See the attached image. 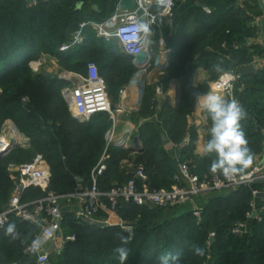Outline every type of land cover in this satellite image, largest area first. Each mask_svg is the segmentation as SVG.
<instances>
[{
	"label": "trees",
	"instance_id": "trees-1",
	"mask_svg": "<svg viewBox=\"0 0 264 264\" xmlns=\"http://www.w3.org/2000/svg\"><path fill=\"white\" fill-rule=\"evenodd\" d=\"M78 1L82 2L81 6ZM97 2L37 0L31 4V0H0V130L10 119L19 134L30 138L28 143L13 147L0 157V211L14 189L9 165L29 162L39 152L50 165L48 190L60 194L72 192L79 184H89L92 169L106 151L107 169L99 177L102 189L109 190L133 176L121 170L123 160L132 152L129 148L111 145L106 150L105 134L112 124L110 116L100 113L87 121L76 118L62 94L67 82L47 71L34 73L30 67V61L43 54L56 57L63 69L82 74H86L90 62H95L106 80L112 104L119 103L120 89L137 68L132 57L121 51L117 40L99 37L94 28L87 26L81 44L65 51L60 49L64 43L71 42L74 31L83 22L109 17L116 3L101 0L96 10L93 3ZM204 4L212 7L214 13H205ZM241 21L226 0H202L200 4L187 0L177 4L173 28H165L164 32L174 51L169 62L161 65V70L165 72L166 91L172 80L179 82V101L175 106L165 103L157 110L155 86L144 85L145 75L139 113L133 116L138 123L145 120L137 131L144 150L137 153L138 159L145 161L151 187L170 188L183 161H189L195 174H213L209 168L214 157L195 153L196 129L188 126L197 96L209 88L207 83L194 86L193 76L196 69L204 67L211 79L216 80L222 73L212 70L214 64H220L225 71H236L250 62L247 48L242 45L245 24ZM234 42L242 46L235 49ZM263 82L264 72L252 77L242 76L234 89L246 112L240 123L251 153L262 150L263 136L250 116L258 112L264 117V102L250 99L254 89L247 85ZM23 98H27V102ZM211 123L208 113L206 128H211ZM162 134H166L170 144H183L182 147L171 150L170 145L164 146ZM254 184L201 197L199 216L192 210L170 217L168 211L172 208L126 204L120 208V215L130 222L132 232L115 225L80 224L67 212L64 232L74 235L75 240L67 241L49 264H120L113 251L119 245L117 233L132 236L124 264H159L157 257L163 252L179 253V264H264V207L259 211L261 220H250L249 233H232L233 224L245 220L253 211ZM39 194L40 188H30L25 199L45 195ZM9 223L16 224L22 239L12 240L4 234L7 225L0 227V264H37L25 249L39 228L16 216H12ZM195 247L203 249V254H196Z\"/></svg>",
	"mask_w": 264,
	"mask_h": 264
},
{
	"label": "built area",
	"instance_id": "built-area-1",
	"mask_svg": "<svg viewBox=\"0 0 264 264\" xmlns=\"http://www.w3.org/2000/svg\"><path fill=\"white\" fill-rule=\"evenodd\" d=\"M120 1L117 2L114 12L106 19L83 22L80 28L74 31L71 42L64 43L60 48L65 51L81 44L84 41V28L91 26L96 30L99 37L116 39L122 46L123 51L132 57L137 71L129 84L120 89V101L116 105L111 102L106 80L95 62L88 64L86 74L65 71L62 75L63 80L67 82L62 89V94L68 101L73 114L78 115L83 121L90 120L100 113H107L110 116L112 124L106 132L108 148L112 144L122 147H129L133 144L134 136H132L130 128L121 137L117 132L121 116L133 109L124 101L127 89L132 86L135 76L142 80L145 75H148L146 73L148 66L154 64L161 67L157 61L158 55L155 54V57H152L153 50L150 37L153 36L152 33L157 28L160 35L159 46L160 48L164 47L166 41L161 19L164 18L172 22L177 4L179 2L185 3L187 0H171L170 4L168 0H162V2L161 0H135L136 7L130 10H121ZM36 2L37 0H31V4ZM80 2L78 1V3ZM139 10H141V13ZM203 10L209 15L214 13V9L207 4L203 5ZM138 22L147 23L150 34L137 32L135 25ZM223 46H225V43ZM164 51L165 60L162 65L169 62L172 54L171 49ZM141 52L148 54V59L144 63L137 59V55ZM44 61V59L30 61L33 72H40ZM225 72L227 75L222 73L213 82L212 90L222 93L224 98L233 99L236 83L241 80L242 75L235 70ZM27 100V98H23L24 102H27ZM201 113L204 126H207L208 112L201 107ZM9 123L14 124L8 119L4 122L0 131V154L2 155L10 152L12 148L9 147L13 142H18L7 130L6 126ZM29 141L30 138H28ZM21 144L23 143L20 142ZM182 145L173 144L172 147L181 148ZM106 152L92 169L91 182L87 185L79 184L72 192L64 194L48 190L51 181V170L43 154H36L29 162L11 163L9 165L14 189L8 203L0 211V227H5L12 216L19 217L23 221L37 226L39 231L34 234L25 249V253L32 255L37 264H49L51 257L60 253L67 241L75 239L74 235H66L64 232L67 212L71 213L73 218L80 224L102 223L104 226H120L132 232L133 227L125 222L120 215V208L126 204L173 208L195 202L198 197H205L214 191L236 189L244 184L252 185L264 181V168L257 165L251 164L245 173L228 177L223 174L200 176L191 171L189 161H183L179 163V172L174 176V182L170 188L151 187L145 166L139 164L128 181L115 184L109 190H105L99 185V177L107 169ZM30 188H43L47 192L40 198L25 199ZM254 193L257 194L256 191ZM65 206H69L71 209L64 211ZM75 206L78 207L77 210L74 209ZM252 207L253 211L247 214L245 220L233 224V234L245 235L249 233L250 220L262 219L259 211L254 215V202ZM195 214L199 216L201 208L196 209ZM37 237L43 240V244L38 252H32L29 250V245Z\"/></svg>",
	"mask_w": 264,
	"mask_h": 264
},
{
	"label": "crops",
	"instance_id": "crops-1",
	"mask_svg": "<svg viewBox=\"0 0 264 264\" xmlns=\"http://www.w3.org/2000/svg\"><path fill=\"white\" fill-rule=\"evenodd\" d=\"M97 1H98L97 3H93V7L96 10L99 9V5L101 4V0H97ZM118 1L119 0H115L116 3L114 5V10L116 8ZM201 1L202 0H196V2H198V4H200ZM226 1L231 3V5L233 6V8L236 11V15L241 17V20H242L241 23L244 22V24H245V28H244L245 33L243 34L244 39H243L242 45L246 46L247 54L249 55V58H250V62L247 64L254 63L256 65L257 70H258L256 74H258L260 72H264V0H226ZM114 10L112 11V13L114 12ZM93 21H100V20H93ZM161 23H162L163 28H173V21L169 22L167 19L162 18ZM164 36H165V34H164ZM165 41H166V36H165ZM117 44L121 48V51L124 54H126L123 51L122 46L118 42H117ZM242 45L240 42H234V44H233L235 49L240 48ZM166 48H168L167 43H165V46L162 48H160L159 43H157L156 48H154V49L152 48V50L155 52V54H157V55L161 54L162 55L165 52L163 50H166ZM169 49H171V51L173 53L174 50L172 47H170V45H169ZM160 52H162V53H160ZM227 58H230V57H227ZM44 60L45 61H44L43 66H42V70L46 71V69H47L46 66L48 64V61H51V60L50 59L49 60L44 59ZM42 70L40 72H42ZM256 74H254V75H256ZM254 75H249L246 77H252ZM135 79H136V77H134V80ZM147 79H148V81H150V75L149 74L146 77V80ZM214 81L215 80L211 79V74L209 73L208 69H206L204 67H199L198 69H196L194 76H193L194 86L199 87L200 85H202L204 83H207L209 86L208 90L205 93H201L199 95H203V94H207V93H214V94H218L224 98L222 93L215 92L212 90V84ZM128 84H129V82L125 86H127ZM125 86H123V87H125ZM247 86L249 89L250 88L254 89L253 94L250 96V99H257L258 98L259 102H264V82L261 84H253V85H252V83H249ZM1 91L2 90L0 89V93H1ZM180 94H181V89H180L179 82L174 79L171 81L170 87L168 88V92L166 95H169V97H171L173 102L176 101L175 105H177V103L179 101ZM141 96H142V94H141V91L138 87L130 86L127 89V94H126L124 101L127 102L130 106H132L133 109H135V108H138L140 105ZM236 97L237 96H235V94H234L233 99L238 101V99ZM224 99L232 100L231 98H224ZM119 101H120V93H119ZM196 102H197V98H196ZM201 115H202L201 107L198 106V104L196 103L194 112L191 115H189V117H188V126H189V128L192 127V128L196 129L195 153L199 154V155H203L202 154V148L207 143V141H208L207 138H208V135L210 133V128H206V126H204V121H203ZM132 116L133 115H130L127 112H125L123 114V116L121 117L122 118L121 121H124V123H125V126L123 129H126V130L128 128L132 129V126H130L132 123V120H134ZM250 120L254 123V126L257 128V130H259L262 133V136H263L262 150L258 153H251L252 157H253L251 164L261 166L264 168V117L262 114H260L258 112H252V114L250 116ZM10 121H12V120H10ZM143 121H145V120L140 121L137 124L138 125L137 127H139L140 124L143 123ZM9 124H11V123H9ZM11 125H13L14 128L16 129L14 124H11ZM16 131H17V129H16ZM137 131H138V128L136 129L135 133L132 134V136H134L132 143H134V140L137 137ZM125 132L126 131L123 132V135ZM17 133H18V131H17ZM121 133H122V131H121ZM19 135L25 136L23 134H19ZM188 137H190V134L188 135ZM26 139H27V141L23 142V144H26L28 142L27 137H26ZM169 145H170V147H172L173 144L171 143ZM253 186H254V189L257 193H262V192L264 193V182L263 181L257 182ZM254 203H255V210L260 211L264 207V198L256 196V200Z\"/></svg>",
	"mask_w": 264,
	"mask_h": 264
},
{
	"label": "clouds",
	"instance_id": "clouds-1",
	"mask_svg": "<svg viewBox=\"0 0 264 264\" xmlns=\"http://www.w3.org/2000/svg\"><path fill=\"white\" fill-rule=\"evenodd\" d=\"M168 3L170 4L171 0H168ZM135 30L150 34L147 23L138 22L135 25ZM212 70L227 75L220 64H214ZM196 103L209 113L212 122L210 139L202 148L203 155L214 157L211 159L209 171L213 174H223L225 177L242 173L251 165L253 159L240 123L246 116L244 108L239 101L226 100L214 93L198 95ZM4 234L12 240L22 239L15 223H8L4 228ZM116 237L119 245L113 251L117 254L120 264H124L129 256L130 249L127 245L132 236L131 233L127 236L117 233ZM42 244L43 240L37 237L31 241L29 250L38 252ZM195 252L202 255L203 249L195 247ZM157 259L159 264H179V253L163 252Z\"/></svg>",
	"mask_w": 264,
	"mask_h": 264
},
{
	"label": "rangeland",
	"instance_id": "rangeland-1",
	"mask_svg": "<svg viewBox=\"0 0 264 264\" xmlns=\"http://www.w3.org/2000/svg\"><path fill=\"white\" fill-rule=\"evenodd\" d=\"M162 30H163V32H165V28H162ZM152 35L153 36L150 37V44H151V47L154 49V48H156L157 43L159 42V37H160L159 32L157 31V28H156L155 32L152 33ZM106 40L111 41V40H114V38L106 39ZM166 43H167V46H168V48H166V49H169V39L167 37H166ZM151 54H152V57L154 58L155 57V52L153 51ZM40 59H46V60L50 59L51 61H48V64L46 66V68H47L46 71H48L49 73H51L54 76H57V77H59V78H61L63 80V78H62L63 72L68 71V70L63 69L60 66L59 61H58V59L56 57L50 56V55H47V54H43L40 57L35 58V59L31 60V61H39ZM32 71H33V69H32ZM71 72H74V71H71ZM37 73H40V72H37ZM76 73H79V72H76ZM146 73L150 75V81H148V79H147L145 81L144 85L145 84L146 85L153 84L151 86H155V89H156V98H157V101H158L157 105H156V109L160 110L165 103H168L170 106H175L176 101L173 102L171 97H169V95H166L168 90L166 91L164 89L165 82L163 80V77L165 76V74H164L165 72H163L161 70V67L152 64V65L148 66ZM133 76L131 77V79L133 78ZM137 77L138 76H136V78ZM131 79H130V81H131ZM141 94H142V92H141ZM139 109H140V105H139L138 108L132 109V110L128 111L127 113H129L130 115H133L134 117H136V116H138ZM137 124H138V121H136L135 119L132 120V123L130 125V126H132V129H131L132 130V134H134L136 129L138 128ZM124 126H125L124 121L119 122L118 127H117V132H118V134L120 133L119 137L123 136V132L126 131V129H123ZM121 131H122V133H121ZM105 139H106V134H105ZM107 144H108V142H107V139H106V149L108 148ZM112 145H117V144H112ZM124 148H129V147H124ZM171 150H175L174 147H171ZM37 154H42V153L39 152ZM144 162L145 161H142V160L138 159V153L137 152H133L132 151L129 154V156L126 159L123 160V162L121 164V170H124L125 174H127V175H132L134 173V170L136 169V167L139 164H143L144 165ZM40 192H41V194H39V195H43L47 191H46V189L40 188ZM202 201H203V198L198 197L195 200V202H191V203H188V204H185V205H181V206H177L175 208H172V209H170V211H168L169 216L170 217H178L181 214L186 213L188 211H192V210L195 212L196 209L201 207V205L203 203ZM124 221L127 222L128 224H130V222L128 220L124 219ZM55 256H56V254L54 255V258H55Z\"/></svg>",
	"mask_w": 264,
	"mask_h": 264
},
{
	"label": "water",
	"instance_id": "water-1",
	"mask_svg": "<svg viewBox=\"0 0 264 264\" xmlns=\"http://www.w3.org/2000/svg\"><path fill=\"white\" fill-rule=\"evenodd\" d=\"M79 6L82 5V2L78 3ZM136 7V2L135 0H121L120 1V8L121 10H130V9H134ZM139 12L141 13V10H139ZM137 59L141 62L144 63L147 61L148 59V54L146 52H141L140 54L137 55ZM238 73H240L242 76H249V75H254L257 73V67L254 63H250V64H246V65H242L239 66L236 70ZM76 118L80 117L76 114H73ZM162 142L164 146H167L170 144V140L168 139V137L166 136V134H162ZM20 145L19 142H13L9 148H13L15 146ZM129 149L133 152H142L144 150V147L142 145V142L140 140V137L137 136L134 140V143L129 146ZM2 156V154H0V157ZM78 181H82L81 178H78ZM257 197H263L264 198V193H257L256 194ZM71 208L69 206H65L63 208L64 211H68ZM75 210L78 209L77 206L74 207ZM258 213L257 210H255L254 215H256ZM98 225L100 226H104V224L99 223ZM212 240H214V237H212ZM15 264V263H14Z\"/></svg>",
	"mask_w": 264,
	"mask_h": 264
},
{
	"label": "bare ground",
	"instance_id": "bare-ground-1",
	"mask_svg": "<svg viewBox=\"0 0 264 264\" xmlns=\"http://www.w3.org/2000/svg\"><path fill=\"white\" fill-rule=\"evenodd\" d=\"M164 58H165V54H162L161 56H159V58H158V64H159L160 66L163 64V62H164V60H165ZM142 80H143V78H142ZM142 80H139V78L137 77V78L133 81L132 86H136V87H138V88L140 89V91H142V89H141V83H142ZM6 127H7V130H8V132H9V134H10L12 137H15V138L18 140V142H22V143H23V142H26V141H27V139H26L25 136L19 135V134L17 133V131H16V129L14 128L13 125L9 124V125H7Z\"/></svg>",
	"mask_w": 264,
	"mask_h": 264
}]
</instances>
